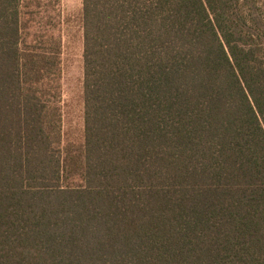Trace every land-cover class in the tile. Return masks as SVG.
Instances as JSON below:
<instances>
[{
  "label": "trees",
  "instance_id": "1",
  "mask_svg": "<svg viewBox=\"0 0 264 264\" xmlns=\"http://www.w3.org/2000/svg\"><path fill=\"white\" fill-rule=\"evenodd\" d=\"M84 134L62 39L0 0V264H264L262 0H83Z\"/></svg>",
  "mask_w": 264,
  "mask_h": 264
},
{
  "label": "rangeland",
  "instance_id": "2",
  "mask_svg": "<svg viewBox=\"0 0 264 264\" xmlns=\"http://www.w3.org/2000/svg\"><path fill=\"white\" fill-rule=\"evenodd\" d=\"M264 6V0H262ZM28 41L62 39V108L65 142L79 146L84 134L83 0H24ZM42 45V44H41Z\"/></svg>",
  "mask_w": 264,
  "mask_h": 264
}]
</instances>
